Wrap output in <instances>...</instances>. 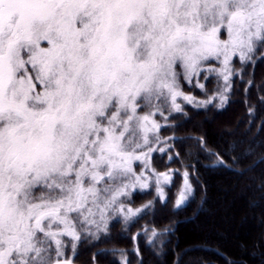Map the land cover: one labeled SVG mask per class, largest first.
I'll use <instances>...</instances> for the list:
<instances>
[{
  "label": "snow or ice",
  "instance_id": "obj_1",
  "mask_svg": "<svg viewBox=\"0 0 264 264\" xmlns=\"http://www.w3.org/2000/svg\"><path fill=\"white\" fill-rule=\"evenodd\" d=\"M256 55L264 0H0V264H73L148 187L181 82Z\"/></svg>",
  "mask_w": 264,
  "mask_h": 264
},
{
  "label": "trees",
  "instance_id": "obj_2",
  "mask_svg": "<svg viewBox=\"0 0 264 264\" xmlns=\"http://www.w3.org/2000/svg\"><path fill=\"white\" fill-rule=\"evenodd\" d=\"M222 87L215 72L181 82L202 103L160 128L155 145L166 148L152 165L171 175L164 197L152 186L135 192L126 202L141 212L83 235L73 264H264V58L234 61L225 101L208 103ZM185 179L190 195L179 205Z\"/></svg>",
  "mask_w": 264,
  "mask_h": 264
},
{
  "label": "rangeland",
  "instance_id": "obj_3",
  "mask_svg": "<svg viewBox=\"0 0 264 264\" xmlns=\"http://www.w3.org/2000/svg\"><path fill=\"white\" fill-rule=\"evenodd\" d=\"M220 77H221V79H222V82H223V87H222V91H221V93L219 94V95H216V96H214V97H210L208 100H207V102L208 103H212V102H218V103H221V102H224L225 101V95H226V93H228V91H229V88H230V79H231V77H230V79H229V81L226 83L225 82V80H224V78H223V76H221V75H219ZM232 76V75H231ZM182 89V88H181ZM186 95V94H185ZM189 96V95H188ZM191 97H193V96H191ZM194 98V100H193V102L192 103H189L188 101H186V100H184L182 97H178L177 98V104H179L180 105V107H181V109H182V106L183 105H189V106H198L200 103H202L201 102V100H199V99H197V98H195V97H193ZM179 112H181V111H179ZM177 113V111H175L173 108H171V106H169L165 111H164V116L163 117H161V116H159V115H157L156 116V121L161 125V127H162V125H165L166 123H167V120H168V118L170 117V115H173V114H176ZM160 118V119H159ZM160 127V128H161ZM159 131H160V129H159ZM158 136H159V133H158ZM155 141H157V140H155V139H153V141H152V144H151V147H153L154 149H156L155 151H152L151 153H149V165H150V167L148 168V169H146V170H144V172H145V175L149 178V185H148V187H146V188H140V187H136L134 190H131L130 192H129V195H127V196H125V197H122L121 198V200L123 201V208H124V211L123 212H120V211H117V210H113V211H111L110 213H108V218H107V220H106V225H107V228H106V230H104V231H100V232H98L96 235H94V236H90L91 238H98V237H100V236H102V235H105L107 232H108V230H109V225H110V223L112 222V221H114V220H121V219H123V220H128V219H131V218H133V217H135V216H137L140 212H141V207H138V208H134V207H130L129 205H127V200H129L130 199V197L135 193V192H138V191H144V190H148L149 188H151V186L152 187H156V190H157V193H158V195L160 196V197H164V187L166 186V185H168L169 183H170V180H171V175H170V173H168L169 174V176H170V179L168 180V181H165L164 179H163V176L161 175V177H160V183L157 185L156 184V176L158 175V173H156L153 169V163H152V160H153V157H154V155H155V153H157V152H164L165 151V148L164 147H162V148H160V149H157V147H156V145H155ZM137 167V172L139 173L142 169H143V166L142 165H137L136 166ZM161 174H163V173H161ZM186 180V179H185ZM187 181V180H186ZM187 185L189 186V183H188V181H187ZM163 192V196H161V194H160V192ZM181 193H183L184 194V199H183V201H181L180 200V197H181V194H180V196H179V199H178V204L179 205H183L185 202H186V200H187V198L189 197V195H190V186H189V188H185V181H184V183H183V189H182V192ZM131 210L133 213H135V215H129L128 214V210ZM95 231V230H94ZM83 236V235H82ZM85 236V235H84Z\"/></svg>",
  "mask_w": 264,
  "mask_h": 264
}]
</instances>
